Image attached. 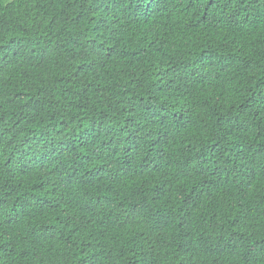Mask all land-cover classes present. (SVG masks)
<instances>
[{
    "label": "trees",
    "instance_id": "trees-1",
    "mask_svg": "<svg viewBox=\"0 0 264 264\" xmlns=\"http://www.w3.org/2000/svg\"><path fill=\"white\" fill-rule=\"evenodd\" d=\"M0 264H264V0H0Z\"/></svg>",
    "mask_w": 264,
    "mask_h": 264
}]
</instances>
